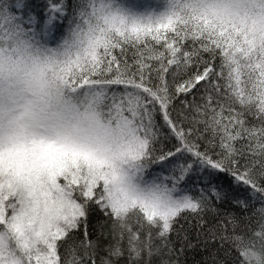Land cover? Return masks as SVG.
Segmentation results:
<instances>
[{"label":"snow or ice","instance_id":"obj_1","mask_svg":"<svg viewBox=\"0 0 264 264\" xmlns=\"http://www.w3.org/2000/svg\"><path fill=\"white\" fill-rule=\"evenodd\" d=\"M187 252L264 264V0H0V264Z\"/></svg>","mask_w":264,"mask_h":264},{"label":"trees","instance_id":"obj_2","mask_svg":"<svg viewBox=\"0 0 264 264\" xmlns=\"http://www.w3.org/2000/svg\"><path fill=\"white\" fill-rule=\"evenodd\" d=\"M46 2L47 0H28V3L31 5V7H35V9H37L36 11H34L36 13H41L43 11ZM154 2L156 5L157 0H154ZM62 31L63 29H61L60 32H57L56 35L59 36ZM173 238L175 239V237ZM200 259H201L200 255H197L194 252H187L186 255H182L180 257V264H197V262L200 261Z\"/></svg>","mask_w":264,"mask_h":264},{"label":"rangeland","instance_id":"obj_3","mask_svg":"<svg viewBox=\"0 0 264 264\" xmlns=\"http://www.w3.org/2000/svg\"><path fill=\"white\" fill-rule=\"evenodd\" d=\"M126 4L129 6L136 7L138 9H143L145 6H155L154 0H124ZM33 8V9H32ZM31 10L34 12L37 9L35 7H31ZM42 13V12H41Z\"/></svg>","mask_w":264,"mask_h":264}]
</instances>
